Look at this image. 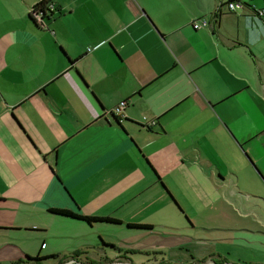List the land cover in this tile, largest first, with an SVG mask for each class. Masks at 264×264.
I'll return each instance as SVG.
<instances>
[{"label":"crops","instance_id":"0c3cea01","mask_svg":"<svg viewBox=\"0 0 264 264\" xmlns=\"http://www.w3.org/2000/svg\"><path fill=\"white\" fill-rule=\"evenodd\" d=\"M40 1L0 0V264L181 260L180 194L233 211L223 172L264 185V0H48L38 28ZM245 219L211 229L249 246Z\"/></svg>","mask_w":264,"mask_h":264},{"label":"rangeland","instance_id":"374dc122","mask_svg":"<svg viewBox=\"0 0 264 264\" xmlns=\"http://www.w3.org/2000/svg\"><path fill=\"white\" fill-rule=\"evenodd\" d=\"M246 163L248 172L251 171L257 176L254 168L247 161ZM223 174L230 181L232 188L238 184L239 191L248 196L246 198L245 196L241 198L226 196V201L232 206L233 211L221 202L213 207L212 211L200 209L196 204L189 202V195L186 192L180 194L179 200L186 208L188 215L193 218L196 228L189 230L187 224H183L187 228L188 235H192L195 240L182 246L183 249L179 254L181 260H177L172 252H166L165 258L170 264H204L205 261L215 264L218 260L223 264H264V185L262 181L247 180L246 173L238 171L236 167ZM237 174H239L238 179ZM238 216L247 217L241 221L247 222L242 224L246 229L258 231L255 242L249 246L229 243L223 240L226 237L225 233L211 229L214 224L234 225ZM253 221L257 222L258 226ZM153 257L160 256L149 254L144 257L142 254H134L131 256V264H146V259L152 260Z\"/></svg>","mask_w":264,"mask_h":264},{"label":"built area","instance_id":"2783aa9c","mask_svg":"<svg viewBox=\"0 0 264 264\" xmlns=\"http://www.w3.org/2000/svg\"><path fill=\"white\" fill-rule=\"evenodd\" d=\"M244 6L239 3V2H235V1H232V0H227L225 2V8L228 10V11H233L235 9H242ZM45 14L44 16H49L51 15L52 11L54 10V7L53 5L48 2L46 5H45ZM251 9V8H250ZM251 12L253 13L254 16L258 17V18H263L264 17V9H251ZM29 15L30 17L32 18V20L34 21L35 25L38 27V28H45L44 26V21H43V18L44 16L42 17V14L36 10H31L30 9V12H29ZM207 25L206 21H201L199 23L195 22L192 24V28L193 29H198L199 27L201 26H205ZM125 101H120L118 102L111 110H109L107 112V114L113 116L114 118H116L118 121L121 120L123 118V110L125 108ZM142 122L141 123L143 126H145L146 128L148 127H151L154 122L153 121H146L144 119H142ZM207 264H211V263H207Z\"/></svg>","mask_w":264,"mask_h":264},{"label":"trees","instance_id":"16d2710c","mask_svg":"<svg viewBox=\"0 0 264 264\" xmlns=\"http://www.w3.org/2000/svg\"><path fill=\"white\" fill-rule=\"evenodd\" d=\"M49 1L48 0H42L36 4H34L32 7H31V10H36L38 12H40L42 14V17L44 16V12H45V5L48 3ZM28 18L29 20H31V22L34 23V21L32 20V18L30 17V15H28ZM44 18H48V16H44ZM35 24V23H34ZM50 212L54 213V214H57V215H60V216H64V217H70V218H76L78 220H82L84 221L85 223L87 224H91V223H94V222H107V223H116V221H114L113 219H110V218H107V217H87V216H81L79 214H76V213H71L69 211H66V210H56V209H53V210H50Z\"/></svg>","mask_w":264,"mask_h":264},{"label":"water","instance_id":"95a60500","mask_svg":"<svg viewBox=\"0 0 264 264\" xmlns=\"http://www.w3.org/2000/svg\"><path fill=\"white\" fill-rule=\"evenodd\" d=\"M75 264V263H74ZM77 264H82V263H77Z\"/></svg>","mask_w":264,"mask_h":264}]
</instances>
